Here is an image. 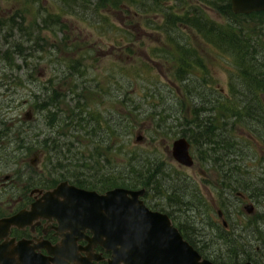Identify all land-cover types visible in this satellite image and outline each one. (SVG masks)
Returning <instances> with one entry per match:
<instances>
[{
  "label": "rangeland",
  "instance_id": "obj_1",
  "mask_svg": "<svg viewBox=\"0 0 264 264\" xmlns=\"http://www.w3.org/2000/svg\"><path fill=\"white\" fill-rule=\"evenodd\" d=\"M95 1L97 3L98 0L90 1L89 8L83 7L80 2H70V7L66 10L61 9L58 0H0V22L14 18L17 21L16 12L21 10H24V13H21L23 18H19L22 22L38 23L44 21L48 13H53L68 25V33L71 36L70 47H67L69 41L65 43L66 46L60 45L62 31L42 30L39 37L44 41H39L36 39L37 29L34 31L35 36L32 29L25 30V37L33 40L25 43V48L29 47L31 57L28 59V66L22 64L25 71L22 74L24 84L14 98L25 102L22 104L24 114L29 112L34 94H38L34 92L28 74L35 63H39L45 72L43 77L37 79L42 89L44 83L48 86L53 80L51 84L55 88L63 87L54 95L52 90H49L48 97L61 103L62 111L68 110L67 105L73 111L72 116L80 113L85 117L84 122L75 121L72 124V138L67 141L71 142L72 150L67 156V162L63 160V166L64 163L67 166L71 164V180L82 182L88 188H100L104 175L117 173L122 169L125 156L121 152V144L125 145L124 153L134 152L137 155L149 156L157 153L162 162H167V166L162 167L166 172L161 170L163 175L159 174L158 178L163 188L168 191L166 202L173 196L180 200L184 211L190 209L188 215L183 217L190 222L181 220L178 224L186 227L189 239L201 248L203 255L209 256L213 250L210 241L213 234L215 235L211 233L209 226L211 174L201 172L202 169L197 164L198 148L192 141V154L197 161L193 169L180 168L171 155L174 140L182 137L186 130H191V127L186 128L182 118L193 112V105L186 101L187 93L182 89L183 83L173 76L180 66L179 62L169 56V45L182 43L188 38L199 58L198 62L190 63V66L181 62V67L187 68L190 75L187 78L190 81L202 85L201 91L206 94L207 99L216 103L217 99H225L231 93V80L237 78L235 62L238 60L232 51L225 53L213 44L205 32H197L198 26L194 30L195 27L192 26L186 29L178 25V28L167 33L164 21L167 8L166 5L163 6V0H160L163 10L148 14L147 23L141 20L144 15L134 19V12L137 11L135 5L129 9L124 5L126 8L123 7L122 12L100 8L97 13ZM142 1L150 5V1ZM169 1L176 6L174 12L180 9L182 11L183 5L190 8L192 2L198 5L197 1L193 0L185 3L183 0ZM207 6L201 5L200 8L194 9V18L197 19L195 25L200 22L205 25V20L226 25L227 20L220 17L212 5ZM238 22L242 26L238 28L252 36L253 40H259L261 52L264 51L263 16L254 20L241 17ZM1 37L2 32L0 43ZM37 41L40 47L34 52L32 49L34 46L38 47L35 45ZM67 53L70 55L67 56ZM175 63L178 66H175ZM69 64L73 67V75L70 74L72 77H61L68 72ZM11 80L16 81V77ZM70 87L73 88V93L67 94L66 89L70 90ZM42 93L39 92L41 100ZM16 114L17 112L12 111L9 118ZM35 117L38 119L41 115ZM95 118L101 120L102 128L97 126V131L91 132L89 127ZM122 121L132 125V135L123 143L119 141L118 136V125ZM30 125L36 134L35 122ZM232 129L234 134L240 135L241 142V133L247 134L244 126L236 123ZM253 134L256 135L255 132ZM252 143L256 144L255 141ZM252 150H256L255 147ZM199 191L202 198L197 194ZM261 205L257 209L258 212L264 209V205ZM203 246L205 248H202ZM215 249L218 250V247ZM219 254L220 257L224 256V253Z\"/></svg>",
  "mask_w": 264,
  "mask_h": 264
},
{
  "label": "flooded vegetation",
  "instance_id": "obj_2",
  "mask_svg": "<svg viewBox=\"0 0 264 264\" xmlns=\"http://www.w3.org/2000/svg\"><path fill=\"white\" fill-rule=\"evenodd\" d=\"M58 1L62 7L60 8L66 10L70 7L68 4L74 2V0ZM186 1L192 0H183L182 2L185 3ZM193 1H197L198 5L196 6L194 2L190 8L183 5L182 11L181 9L179 11V16L193 19L192 24L195 26L197 19L194 18L196 12L194 9L200 8L201 3L199 0ZM78 2L83 7L87 5L85 1ZM164 4L169 7L173 2L164 1ZM122 7L126 8L125 6ZM118 11L120 10L118 9ZM231 11L234 15L241 17L246 15L235 14L232 7ZM22 12L24 13V10L16 12L17 21L14 18L11 21L0 22V32L3 35L0 43V221L14 218L21 213H26L27 218L19 221L9 230L0 229V233H9L8 240H0V247L4 242H12V240L15 241V244L25 241L28 256L42 258L49 264H109L112 252L107 251L99 244L90 245L89 239L93 238V233L90 230L69 229L67 228L68 223H61L56 216L49 215L46 201L43 198L45 194L54 191L64 182L81 189L96 191L99 194L124 187H115L102 192L96 189L97 186L94 189H89L87 186L80 187L71 180V164L67 166L64 163L63 166V160L67 162V156L71 154L72 150L71 142H67L72 138V109L66 105L68 110L62 111L60 108L62 104L58 103L56 99L48 97L49 90H52L54 95L63 88L62 86L55 88L51 84L54 80L48 83V86L44 83L43 89L42 86L38 85L37 79L39 80L45 73L39 63H35L31 72L28 73L29 82L33 84L34 92L38 93L34 94V101L29 112L24 114L22 104L24 105L25 102H19L17 98H14L24 84L22 74L25 71L22 64L25 63L28 66V59L31 57L28 52L29 47L26 49L25 43H30L33 40L25 37V30L32 29L34 36L37 31L36 39L39 41H44L39 37L42 30L62 31L60 45L66 46L65 43L69 41L67 47H70L71 39L68 33V25L56 14L48 13L44 21L37 23V21L22 22L19 20L22 17ZM136 14L134 12V15ZM220 17L226 20L223 16L220 15ZM179 25L190 29L191 22L182 21L179 22ZM35 29L37 30L35 31ZM182 43L190 42L186 38ZM35 45L38 47L34 46L32 50L37 52L40 47L38 41ZM66 55L70 54L67 53ZM68 66V72L61 77L73 75L72 65L69 64ZM71 75L70 77H72ZM12 77H16V81L11 80ZM40 91L43 92L42 100L40 99ZM72 91L73 88L71 87L70 90L69 88L66 89L67 94L73 93ZM258 99L260 101L256 103L257 109L255 111L249 110V117L246 115L247 112L246 114L244 112L243 120H237V124L243 125L244 130L247 131V134L241 133V142L240 135L238 136L233 132L232 123L234 122L232 118L218 117L216 106L211 107V104V117L209 119L204 117L203 119L210 122V125L214 127L213 132L217 133L216 137L219 139L211 141L209 153L206 155L205 150L208 147L202 138L205 136L200 135L199 132L195 134L194 139L198 148L196 152L199 154L198 163L192 154L193 143L190 141L194 139L191 140L185 136L188 130L184 134L182 133V137L176 139L186 138L190 142V153L195 162L193 167L187 168L173 158L179 167L193 169L197 163L202 169V173H209L212 177L209 226L211 233H215V235L213 234L210 241L213 250L209 256L203 255L201 248L197 247L188 236L186 239L184 234L187 232L186 227L178 224V221L181 220L190 222L186 218L183 219L188 215L190 209L184 211L180 205V200L173 196L167 203L166 194L168 191L163 188L156 177L150 179L151 182L147 188H141L146 190L143 197L146 206L154 212L169 216L183 237L204 259L210 260L214 264H264V209L261 212L257 211L260 204H262L261 207L264 205V90L259 93ZM12 111L17 112V114L13 118H9ZM252 111L255 117H253L254 115L250 117ZM36 115H41V118L37 119ZM182 119H184L183 124L187 126L186 118ZM34 122L36 134L30 125ZM254 123L256 125L252 126ZM254 132L256 135L253 134ZM244 136L248 138L244 139ZM41 137L43 138L41 139ZM198 137L200 139L197 140ZM251 141H255L256 144ZM254 147L256 150H252ZM154 160L151 159L152 166L156 168L159 164V168L164 171L162 167H166L167 162H162L161 158L159 161ZM197 194L201 197L200 191ZM36 204L43 205L41 212H39L43 216L33 212V207ZM72 233H77L75 244L62 246L64 236ZM222 234L225 240L222 239ZM216 247L218 250L215 249ZM5 248L10 250L9 248L15 247ZM51 249L57 253H50ZM219 252L224 253V256L221 255L222 257H220ZM18 258L20 259V256L14 257V259Z\"/></svg>",
  "mask_w": 264,
  "mask_h": 264
},
{
  "label": "water",
  "instance_id": "obj_3",
  "mask_svg": "<svg viewBox=\"0 0 264 264\" xmlns=\"http://www.w3.org/2000/svg\"><path fill=\"white\" fill-rule=\"evenodd\" d=\"M231 7L235 14L264 12V0H231ZM190 148L186 138L176 140L172 148L173 158L187 168L195 164ZM145 193V189L117 188L99 194L64 182L43 198L49 215L68 223L67 228L90 230L93 233L90 245L99 244L112 252L109 264H214L183 237L169 216L146 206ZM42 207L36 204L33 212L41 215ZM26 218L27 214L21 213L0 221V229L9 230ZM75 235L64 236L61 245H74ZM8 236L9 233H0V240H8ZM11 246L15 248H5ZM26 246L25 241L4 242L0 247V264H49L42 258L28 256ZM50 253L57 252L51 249ZM15 256L20 259H14Z\"/></svg>",
  "mask_w": 264,
  "mask_h": 264
},
{
  "label": "trees",
  "instance_id": "obj_4",
  "mask_svg": "<svg viewBox=\"0 0 264 264\" xmlns=\"http://www.w3.org/2000/svg\"><path fill=\"white\" fill-rule=\"evenodd\" d=\"M76 1V2H75ZM82 2H87V5H85V8L91 5V0H78ZM77 0H74V3L78 2ZM149 1V0H148ZM159 1V2H158ZM166 2L167 0H163ZM182 1V0H180ZM201 5H212L213 8H215L219 15L223 16L227 22L226 25H221L216 22L212 23L210 21H206V24L199 23L198 25L193 26L192 21L193 19L190 18H183L179 16V11L174 12L173 10L176 9V6L174 7V4H170L171 6L165 7L166 14H165V24H166V30L167 33H170L172 29L178 28L179 22H191V26L195 27L194 30L197 28V32H205V35L208 37L209 40L213 41L212 43L215 44L217 47H219L222 51L225 53H230V51L233 52V54L236 56V59L238 60L235 62L237 73L235 74L237 76L236 79L231 80V86L230 91L231 95H227L225 99L222 98V100L217 99V103L212 102V100H208L206 97V94H204L201 91L202 85L194 83V81H190L187 77L190 76L189 72L186 67H181V62L184 63V65L190 66V63H195L198 60V53L195 52L194 47L190 43H173L170 44V51L169 56L172 57V59L175 62H179V68L176 70L175 74H173L174 78L176 80H179L183 83L182 89L185 90L187 93L186 101L193 105V112L187 113L183 116V118H186L185 121L187 123L186 128L191 127V130L188 131L185 136L189 137L191 140L194 139L195 134L204 135V140L206 141L205 145L208 147L207 150H205V154L208 155L209 153V146L212 143V140H217L219 138L216 137L217 133L213 132V128L210 125V122L204 121V117L209 119L211 115L208 113H211V107L216 106V111L218 117L223 118H232V126L235 127L236 123H238L237 120H241L243 117V113L247 112V116L249 110L255 111L257 109L256 103L260 101L258 99L259 93L264 90V51L261 52L262 47L259 43L260 41L253 40L252 36H249L243 29H239L238 27H242L239 25V19L241 18L240 15H234L231 11V1L230 0H199ZM168 2H171L168 0ZM162 2L160 0H152L150 1V5H147V3L143 2L142 0H98L97 3H95V12L98 13L100 8H107V10H120L123 11L122 6H131L135 5L137 6V11L135 15V20L137 19V16H142L141 20L144 22H148V14L150 13H159L162 9ZM81 4V3H80ZM146 4V5H143ZM162 6V7H161ZM139 8V9H138ZM170 10V11H169ZM243 16V15H242ZM263 16L264 20V12H257L250 15H245L243 18H253L256 19V17ZM210 41V42H211ZM258 45H256L254 42ZM214 45V46H215ZM261 47V48H259ZM155 55V54H154ZM230 55V54H229ZM231 56V55H230ZM172 60V61H173ZM173 61V62H174ZM186 62V63H185ZM198 62V61H197ZM177 64L175 63V66ZM178 66V65H177ZM190 81V82H189ZM263 81V82H262ZM202 96V97H201ZM201 97V98H200ZM197 100H199V103H197ZM223 101V102H222ZM212 104L209 105V104ZM201 104V105H199ZM211 106V107H210ZM210 107V108H209ZM46 108V107H45ZM250 114V117L254 115V112ZM73 112V111H72ZM82 112V111H81ZM184 113V112H182ZM212 114V113H211ZM257 117V116H256ZM84 118L82 114L76 113L72 116V124L76 122H84ZM243 120V119H242ZM100 122L97 118L94 119V121L91 122L90 131H97V126L99 128H102L100 126ZM243 124V123H242ZM256 124L254 123L255 126ZM243 126V125H240ZM234 132V131H233ZM132 135V125L131 123L124 124V121L119 123L118 125V136L119 141L121 140L122 143L125 142V139H130L129 137ZM193 137V138H191ZM197 140L200 139V137L196 138ZM195 145L197 142L195 139L192 141ZM123 147L121 148L122 154H124L125 163L122 165V169L117 173H112L108 175H104V181L98 188L100 191H106L108 189H112L115 187H124L127 189H141V188H147L148 184L151 182L150 179L152 178H159V174L163 175V172L159 168V164L156 166V168L151 163V159H155L154 161H159L160 157L157 153H153V156L148 155H137V153H124L123 149L125 145L121 144ZM127 145V144H126ZM235 145V143H234ZM205 147V148H206ZM235 149V147H234ZM110 152V151H109ZM157 163V162H156ZM155 165V163H154ZM80 187H86V185H83L82 182H75ZM93 188V187H92ZM89 188V189H92ZM94 189V188H93ZM187 239V234L184 233ZM222 239L225 240L224 235L222 234Z\"/></svg>",
  "mask_w": 264,
  "mask_h": 264
},
{
  "label": "bare ground",
  "instance_id": "obj_5",
  "mask_svg": "<svg viewBox=\"0 0 264 264\" xmlns=\"http://www.w3.org/2000/svg\"><path fill=\"white\" fill-rule=\"evenodd\" d=\"M74 5V4H73Z\"/></svg>",
  "mask_w": 264,
  "mask_h": 264
}]
</instances>
